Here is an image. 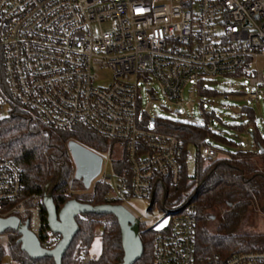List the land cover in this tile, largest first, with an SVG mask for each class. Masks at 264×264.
Masks as SVG:
<instances>
[{"label":"built area","instance_id":"2783aa9c","mask_svg":"<svg viewBox=\"0 0 264 264\" xmlns=\"http://www.w3.org/2000/svg\"><path fill=\"white\" fill-rule=\"evenodd\" d=\"M259 59L264 0H0V128L19 113L35 127L90 131L107 142L92 151L103 158L107 182L104 166L113 164L112 198L127 209L131 198L146 200L152 210L157 181L181 180L183 144L149 128L156 121L141 112L139 82L157 81L177 102L191 79L198 86L243 77L256 100L264 85ZM199 153L203 160L220 156L209 145ZM43 199L24 193L20 168L0 153V218L28 222L42 247L53 249L61 237L48 228ZM134 215L141 234H155L154 264H264V251L203 262L192 205L164 211L151 225ZM91 260L83 256L85 264ZM0 264L17 263L7 257Z\"/></svg>","mask_w":264,"mask_h":264},{"label":"trees","instance_id":"16d2710c","mask_svg":"<svg viewBox=\"0 0 264 264\" xmlns=\"http://www.w3.org/2000/svg\"><path fill=\"white\" fill-rule=\"evenodd\" d=\"M199 82L202 95L212 96L217 92L204 88ZM213 116V115H212ZM246 116L247 124L232 128L245 131L254 125L252 110H243L240 118ZM156 127L179 137L183 144L180 158L183 173L178 185L172 186L159 179L157 191L152 197L151 208L161 211L192 205L196 210V250L203 262H225L233 255L247 251H264V233H250L246 228L257 206L264 213V137L253 127L252 149H240L227 157L203 160L202 146H213L216 141L236 148L238 144L226 136L213 132L207 124L173 123L157 121ZM79 144L97 151H104L107 142L88 130L62 131L46 127H35L23 115L17 113L2 121L0 128V153L13 161L21 170L26 195L41 194L53 190L54 202L60 209L67 201L77 200L93 206L120 204L110 197L111 186L105 180H95L93 187L86 189L74 177V163L68 150V143ZM196 149L195 170L188 172L189 147ZM119 167V166H118ZM116 168V170L118 169ZM86 217V218H85ZM44 219L47 222L46 211ZM80 230L65 254L62 264H85L83 256L95 239V231L101 227L102 252L99 258L88 264H121L124 251L121 232L113 215H83L77 218ZM216 222L211 230L209 224ZM6 247L0 245V262L7 257L17 264H55L52 258L33 260L20 248L19 235L7 231ZM155 234H141L144 253L136 264H154L153 244ZM8 254V255H7Z\"/></svg>","mask_w":264,"mask_h":264},{"label":"rangeland","instance_id":"374dc122","mask_svg":"<svg viewBox=\"0 0 264 264\" xmlns=\"http://www.w3.org/2000/svg\"><path fill=\"white\" fill-rule=\"evenodd\" d=\"M259 68L264 74V59H259ZM111 73H107V81L111 79ZM140 108L141 112L146 118L157 121H171L173 123H189L204 125L215 133L226 136L228 139L234 140L238 146L235 148L223 145L216 141H211L213 145L222 148V151L226 154L236 152L240 149L251 150L252 132L253 127L259 131L264 137V85L262 86L258 99H250L248 96V80L243 77L235 76H221L210 80L204 88L217 92L216 95H202L198 86L195 85L194 79L189 80L181 94L180 101H170L164 94L163 87L157 81H140ZM252 110L255 115L254 125L250 126L248 130L238 131L232 128V125H244L247 124L248 118L244 116L240 118L243 110ZM213 115V116H212ZM8 116V115H7ZM5 117L6 119L8 117ZM149 128L156 127V123L148 121ZM188 157V172L190 175L195 170V156L196 149L191 145L189 147ZM220 152L221 157H227L224 153ZM112 162L105 163L103 173L110 179L109 184L111 186L110 197L113 196V191L117 189L118 181L116 173L113 169ZM75 173V171H74ZM102 176V175H101ZM97 180H103L102 177ZM104 176V175H103ZM94 183H92L91 188ZM114 199V198H112ZM116 200V199H115ZM127 207L137 216L141 217L147 225H151L156 219L162 217L164 212L157 206L152 210H149L148 202L142 199L131 198L126 201ZM255 211L249 221V226L246 231L250 233H264V213L255 206ZM211 230L216 227V222L209 224ZM102 232L101 227L95 231V239L93 240L88 254L92 259H97L102 252V243L100 234ZM8 234L5 236L0 235V245L6 247ZM8 255V254H7Z\"/></svg>","mask_w":264,"mask_h":264},{"label":"water","instance_id":"95a60500","mask_svg":"<svg viewBox=\"0 0 264 264\" xmlns=\"http://www.w3.org/2000/svg\"><path fill=\"white\" fill-rule=\"evenodd\" d=\"M68 150L75 167V179L89 189L101 175L103 158L74 140L68 143ZM43 204L48 228L61 237L53 249L42 247L38 237L29 229L28 222H22L16 216L0 218V235L10 230L16 232L19 235L17 242L21 250L31 259L52 258L55 264H62L65 254L80 230L77 218L83 215H113L117 219L121 232L124 251L121 264H136L142 258L144 246L141 239L140 220L124 205L93 206L77 200H69L58 209L54 202L53 190L44 194Z\"/></svg>","mask_w":264,"mask_h":264},{"label":"crops","instance_id":"0c3cea01","mask_svg":"<svg viewBox=\"0 0 264 264\" xmlns=\"http://www.w3.org/2000/svg\"><path fill=\"white\" fill-rule=\"evenodd\" d=\"M210 81H208V82H205V85L207 84V83H209ZM198 85V88H199V84H197ZM204 85V86H205ZM216 148V147H215ZM221 153L223 152L222 150H219ZM237 152V151H236ZM224 153V152H223ZM224 154H226V153H224ZM226 155H230V154H226Z\"/></svg>","mask_w":264,"mask_h":264}]
</instances>
